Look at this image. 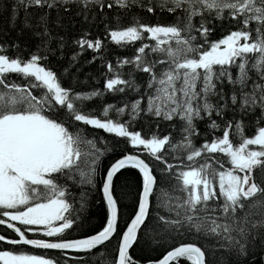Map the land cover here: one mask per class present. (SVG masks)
I'll list each match as a JSON object with an SVG mask.
<instances>
[{"label":"snow or ice","instance_id":"6c2138e0","mask_svg":"<svg viewBox=\"0 0 264 264\" xmlns=\"http://www.w3.org/2000/svg\"><path fill=\"white\" fill-rule=\"evenodd\" d=\"M136 7L167 12L174 22L133 15L123 25L120 13ZM0 8L11 21L22 10L20 34L38 38L34 50L0 41V225L12 233L0 234L10 246L0 250V264H141L131 251L141 234L171 249L147 264H264V0H0ZM73 8L82 23H104L117 47H140L113 63L104 39L88 38V30L69 42L63 21ZM105 9L115 10L116 27L105 23ZM97 60L100 76L81 80ZM108 95L120 99L106 102ZM146 117L156 123L150 135L134 130L142 119L150 125ZM161 122L171 128L167 135ZM89 128L111 139L90 138ZM119 140L133 151L101 168ZM127 168L138 171L139 189L121 223L129 194L117 195L115 178ZM83 185L105 205L96 228L83 215ZM77 228L81 234L68 238ZM68 250L84 256L68 257Z\"/></svg>","mask_w":264,"mask_h":264},{"label":"trees","instance_id":"16d2710c","mask_svg":"<svg viewBox=\"0 0 264 264\" xmlns=\"http://www.w3.org/2000/svg\"><path fill=\"white\" fill-rule=\"evenodd\" d=\"M8 3H11V0H7ZM33 15L38 17L39 11L33 9ZM76 9L73 8L71 13L64 15V21L63 23L66 26V33L62 31V34H67L69 37V42L71 39L78 38L83 34L84 30L90 31L91 35L88 38H95L97 36L104 39V43L107 45V47L110 49V53L108 55V59L111 60L113 63H115L116 57H130L135 53V48L140 47V43L137 42L134 46H128L127 48H119L114 43L110 41V38H105V30H104V23L97 24L94 22L91 26L87 23H82L81 17L75 16ZM105 11L108 13L109 20L105 21V23L111 22L113 27H116L115 20L112 19L116 12L115 10H108L105 9ZM120 15L123 17L122 24L127 25L131 21V17L133 15L138 16L144 23H162V24H170L174 22V17L167 12H161L159 9H157L155 14H150L146 10H142L139 7L133 8L128 13L121 12ZM52 18L55 20L56 13L55 11L52 12ZM23 20H24V13L21 10L19 17L15 21H11L9 19V14L7 12H4L2 8H0V41H16L21 44L22 47L27 45L29 48L34 50V46L36 43H38V38H35L32 33L24 29L23 34L21 35V29L23 27ZM34 22V20L32 21ZM15 25L14 27L12 25ZM231 30L230 27L225 24V27L223 29V34H227V31ZM222 35L221 31H217L216 35L213 37V39L220 38ZM145 43H149L150 41L147 40V38L144 41ZM68 55H71V49L68 51ZM93 53L91 50L85 53L84 57L81 60V63L83 61L91 59ZM55 63V62H54ZM66 64L67 61H64ZM104 69L101 68V62L99 60L95 61L91 65H85L81 74L80 79H85V73H93L97 77L100 76L101 72ZM127 71V69H125ZM15 79V77H12ZM140 79H146V77H141ZM19 82V81H18ZM90 83H95L90 81ZM103 80L100 79L99 84L96 86L102 87ZM135 98V97H133ZM119 96H113L108 95L106 97V102L114 103L117 100H119ZM90 107L97 108V115L99 114V109L102 107L100 101H95L93 105H90ZM150 121V125L145 123V120L142 119L139 121L134 130L140 131L143 130L146 135H150L149 127H151L152 131L156 130V123L151 120V118H145ZM199 128L201 130V133L205 130V124L200 123ZM160 135H167L171 128L167 123L161 122L160 123ZM89 136H91L95 133L99 137H104L106 139H111L109 134L103 132V130H94L89 128L88 129ZM174 135H178L177 133H173ZM220 134V133H217ZM247 134L252 135L253 134V128L248 127L247 128ZM114 143H118V147L116 148L115 155L108 154L105 157L101 158V168L104 167L108 163L109 160H114L125 154L126 150L127 152L131 153L133 151L132 146L125 144L123 140H119L118 142L114 141ZM201 143H203L202 139H198L196 141L197 146H199ZM141 158L146 159V162L150 159L146 155H142ZM175 163V161H169ZM229 165L225 163V167H228ZM115 184H116V193L119 196L120 192L123 190L127 192L128 200L126 201L127 207L124 208L122 206V219L121 223H123V219L126 218V216H130L132 214L133 204H134V198L136 196V193L139 189V173L135 169L127 168L124 170H121V172L117 175L115 178ZM84 191L87 192V207L84 210L83 215L88 217L91 220V227L96 228L100 225L104 214H105V205L102 202V196L101 193L96 191L95 189H91L88 185H83ZM74 194L77 197V202L75 203L76 207H79V195H80V189H74ZM19 226V225H17ZM82 229H74L71 231V233L68 234V238H76L78 237ZM0 234H5L9 238H12V233L10 230L5 231V226L0 225ZM29 238H46L43 236L42 233L33 234L28 233ZM116 244V240L114 239L111 244L108 245L109 252L111 251V248L113 245ZM10 246L0 243V250H7ZM26 251H28L31 254H38V255H47L49 257L51 256H59L61 253L58 250H40V249H33L31 246H25ZM171 250L170 247L167 245L165 246H155L154 244H150L149 241L141 234L140 237V243L136 244L134 248L131 250L133 256L141 261V264H147V261L149 259L158 261L163 257V255L166 254L167 251ZM68 257H75V256H84L83 253H75L70 250L67 251ZM69 264H71V260H69ZM89 264H92V261L89 262ZM95 264H100V261L97 259L95 260Z\"/></svg>","mask_w":264,"mask_h":264},{"label":"water","instance_id":"95a60500","mask_svg":"<svg viewBox=\"0 0 264 264\" xmlns=\"http://www.w3.org/2000/svg\"><path fill=\"white\" fill-rule=\"evenodd\" d=\"M3 226V225H2ZM11 231V230H10Z\"/></svg>","mask_w":264,"mask_h":264}]
</instances>
